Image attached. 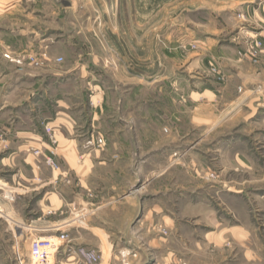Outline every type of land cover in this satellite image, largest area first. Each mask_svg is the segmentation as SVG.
Wrapping results in <instances>:
<instances>
[{"label": "rangeland", "instance_id": "374dc122", "mask_svg": "<svg viewBox=\"0 0 264 264\" xmlns=\"http://www.w3.org/2000/svg\"><path fill=\"white\" fill-rule=\"evenodd\" d=\"M0 178V264H264V0H0Z\"/></svg>", "mask_w": 264, "mask_h": 264}, {"label": "built area", "instance_id": "2783aa9c", "mask_svg": "<svg viewBox=\"0 0 264 264\" xmlns=\"http://www.w3.org/2000/svg\"><path fill=\"white\" fill-rule=\"evenodd\" d=\"M61 239L57 242L46 241L38 242L36 239L33 240V246L31 248V257H36L38 254L41 255L40 258L33 260L34 264H55L56 255L59 251L60 243L64 240L65 235L60 234ZM94 260H97L96 257H93Z\"/></svg>", "mask_w": 264, "mask_h": 264}, {"label": "crops", "instance_id": "0c3cea01", "mask_svg": "<svg viewBox=\"0 0 264 264\" xmlns=\"http://www.w3.org/2000/svg\"><path fill=\"white\" fill-rule=\"evenodd\" d=\"M242 3H244V2H242ZM62 136L64 137V139H66L65 137H66V134H64V133H62ZM75 142H76V140H75ZM77 177H79L80 178V180L82 181V183H84V182H86V180H87V178H88V176L89 175H76ZM85 179V180H84ZM0 180H2V182H3V184H0V191H7L8 190V183L3 179V178H0ZM14 191H12V193H13ZM4 199L5 200H3V202H1L0 203V206L2 207V209H4V210H7V211H9L10 210V204H9V202L6 200V197H4ZM59 199V203L61 204V199H60V197L58 198ZM12 211V210H11ZM9 214H10V212H8V213H6L5 215H8L9 216ZM33 228L34 227H37V226H32ZM47 228H48V226H46ZM45 227V228H46ZM45 228H43V227H40V229H45ZM34 231V230H33ZM39 233V232H38ZM41 240V242H46L47 240L46 239H40Z\"/></svg>", "mask_w": 264, "mask_h": 264}, {"label": "bare ground", "instance_id": "6f19581e", "mask_svg": "<svg viewBox=\"0 0 264 264\" xmlns=\"http://www.w3.org/2000/svg\"><path fill=\"white\" fill-rule=\"evenodd\" d=\"M0 184H3L2 180H0ZM56 237H57V239L60 240L62 236L57 235ZM36 241L40 242L39 239H36ZM37 257H39V254H38V256L33 257V259H34V258H37Z\"/></svg>", "mask_w": 264, "mask_h": 264}]
</instances>
